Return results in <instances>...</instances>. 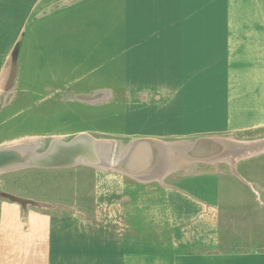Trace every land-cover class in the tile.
Segmentation results:
<instances>
[{"label": "crops", "instance_id": "0c3cea01", "mask_svg": "<svg viewBox=\"0 0 264 264\" xmlns=\"http://www.w3.org/2000/svg\"><path fill=\"white\" fill-rule=\"evenodd\" d=\"M66 12L75 33L46 37L41 25ZM22 24L25 54L68 45L97 63L117 43L110 84L87 85L89 62L60 88H153L159 99L121 113L120 131L138 137L119 159L112 140L114 166H88L89 200L0 199V264H264V0H75Z\"/></svg>", "mask_w": 264, "mask_h": 264}, {"label": "rangeland", "instance_id": "374dc122", "mask_svg": "<svg viewBox=\"0 0 264 264\" xmlns=\"http://www.w3.org/2000/svg\"><path fill=\"white\" fill-rule=\"evenodd\" d=\"M34 1L26 0L27 3L23 5L18 3L15 10L0 9V149L9 148L17 150L21 156L25 154L40 158L53 141L68 142L85 133L95 140L110 141V144L113 140L111 154L119 159L132 140L138 137L120 131L123 120L121 113L134 114L136 105L133 103L137 101L139 104L158 101V90L60 88L75 84V76L82 74L83 67H88L89 62L98 71L87 85L110 84V75L120 76L118 46L113 39L106 41L109 52H105L109 55L99 57L101 62L97 63L98 59L91 54H80L75 58L74 50L68 45L52 50L42 48L25 54L22 51L25 30L22 23L25 19H34L59 6H68L75 0H58L41 10L31 8ZM72 18L67 12L53 17L41 25V31L50 37V31L54 28L58 38L75 33ZM89 30V27L83 29V25L80 26V32L84 34H88ZM99 31L114 37L118 34V27L100 26ZM63 42L69 41L65 39ZM129 120L133 125L134 117ZM158 138L167 141V137ZM110 144L106 148V155L111 162L113 159L110 160L108 156ZM171 145L172 148L166 150L172 152V158L182 159L183 154L177 150L174 153L175 147L173 143ZM159 151L162 152V149ZM132 152L133 147H129V157ZM25 163L31 161L27 159L0 171V199L10 201L7 196H14L25 200L26 205L37 208H66L72 203L78 205L81 200H89L93 169H89L88 165L49 167Z\"/></svg>", "mask_w": 264, "mask_h": 264}, {"label": "bare ground", "instance_id": "6f19581e", "mask_svg": "<svg viewBox=\"0 0 264 264\" xmlns=\"http://www.w3.org/2000/svg\"><path fill=\"white\" fill-rule=\"evenodd\" d=\"M75 138L77 139L78 142H80V143H77L75 146V156H76L75 164H84V165L93 166V167H105V168L106 166H109V167L114 166L115 164L114 160H112L111 162L108 161L107 155H106V148L110 144V141H100L98 140L99 138L95 140L89 135H86L85 133H82L76 136ZM55 143L64 144L68 142H55ZM18 155L21 158H23V156H21L19 153ZM56 155H57L56 157H53L51 156V153H47L43 157L33 158L32 161L31 160L30 161L33 163L34 162L42 163V165H45V164L51 165V164L61 163L62 161H64V158L66 157L61 152H57ZM75 156H72V157H75ZM22 161L23 160L21 159V161L15 162L11 166L14 167ZM69 166H72V165H69ZM4 170H7V169H4Z\"/></svg>", "mask_w": 264, "mask_h": 264}, {"label": "water", "instance_id": "95a60500", "mask_svg": "<svg viewBox=\"0 0 264 264\" xmlns=\"http://www.w3.org/2000/svg\"><path fill=\"white\" fill-rule=\"evenodd\" d=\"M53 142H55V141H53ZM52 143H50L48 149L45 151V153L43 155H45L46 153H51V156L56 157L57 156L56 153L61 152L62 154H64L66 156L64 158V161H62L63 163L61 162V163L51 164V165H48V164L42 165V163L31 162V163H27V164L25 163V164L26 165L33 164L36 166H49V167H51V166H54V167H56V166H69V165L75 164V162H76L75 146L77 143H80L77 141V139L75 137H73L71 140H69L68 143H64V144H59V143L52 144ZM72 156H75V157H72ZM20 158L21 157L18 155L17 150H12L9 148H1L0 149V171L4 170V169L12 168L11 165L15 162L21 161V159L23 161H25L27 159L32 161V159L36 158V157H32V156L24 154L23 158H21V159ZM7 197L9 198L10 201L18 202L22 206H25L27 203L25 200L19 199V198L14 197V196H7Z\"/></svg>", "mask_w": 264, "mask_h": 264}]
</instances>
